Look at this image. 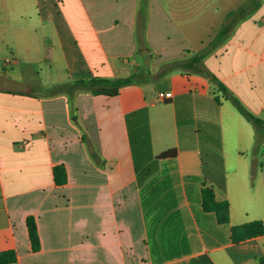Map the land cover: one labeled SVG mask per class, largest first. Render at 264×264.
I'll return each mask as SVG.
<instances>
[{
    "label": "crops",
    "instance_id": "1",
    "mask_svg": "<svg viewBox=\"0 0 264 264\" xmlns=\"http://www.w3.org/2000/svg\"><path fill=\"white\" fill-rule=\"evenodd\" d=\"M246 2L0 0V75L33 88L0 89L6 264H263L264 234L234 242L232 227L264 221V142L221 87L264 119V0L201 71L190 62ZM137 72L115 95L36 91ZM204 187L230 202V222L204 208Z\"/></svg>",
    "mask_w": 264,
    "mask_h": 264
},
{
    "label": "trees",
    "instance_id": "2",
    "mask_svg": "<svg viewBox=\"0 0 264 264\" xmlns=\"http://www.w3.org/2000/svg\"><path fill=\"white\" fill-rule=\"evenodd\" d=\"M261 3V0H247V2L236 10H232L227 18L231 19L229 23L224 24V26L219 30L216 37L199 53L194 54L190 62L194 65L196 70L201 69L195 64L205 58L212 50H214L218 45L226 40L230 25L233 20L239 18V14L243 16L248 15L255 7ZM144 78L142 72H137L129 76L117 77V78H107L96 76L91 79H80L71 83H63L49 89H36L37 92L41 94H55L59 92H68L73 95L77 91H91L95 94H109L115 95L120 92V89L135 81ZM222 91L225 93L227 98L232 100L240 112L250 121L256 130V147L261 149L264 142V119L257 116L251 110H249L243 103L234 96L227 87L222 86ZM177 155V150L175 148L168 149L161 154L159 157H174ZM54 178L56 183L63 184L68 180L67 170L64 164L56 165L54 168ZM203 195V205L207 211H215L218 215V219L222 223L230 222V202L228 200L218 201L216 198L215 190L211 187H204L202 190ZM27 226L29 230V235L32 243L33 250L37 251L41 248V239L38 229L37 219L34 215H30L27 218ZM264 234V221L261 219L252 220L250 222L235 225L232 227V238L234 242H239L249 237L263 235ZM17 260V251L15 249H8L0 252V264H6L14 262ZM264 264V257L261 258Z\"/></svg>",
    "mask_w": 264,
    "mask_h": 264
},
{
    "label": "water",
    "instance_id": "3",
    "mask_svg": "<svg viewBox=\"0 0 264 264\" xmlns=\"http://www.w3.org/2000/svg\"><path fill=\"white\" fill-rule=\"evenodd\" d=\"M0 89H9L23 92H30L33 90L31 85L9 77L6 74L0 75Z\"/></svg>",
    "mask_w": 264,
    "mask_h": 264
},
{
    "label": "built area",
    "instance_id": "4",
    "mask_svg": "<svg viewBox=\"0 0 264 264\" xmlns=\"http://www.w3.org/2000/svg\"><path fill=\"white\" fill-rule=\"evenodd\" d=\"M172 92H165V91H160L159 92V96L161 97V98H170V97H172Z\"/></svg>",
    "mask_w": 264,
    "mask_h": 264
},
{
    "label": "rangeland",
    "instance_id": "5",
    "mask_svg": "<svg viewBox=\"0 0 264 264\" xmlns=\"http://www.w3.org/2000/svg\"><path fill=\"white\" fill-rule=\"evenodd\" d=\"M6 68V67H5ZM7 70V69H6ZM1 71H4V69H3V64L2 63H0V72Z\"/></svg>",
    "mask_w": 264,
    "mask_h": 264
}]
</instances>
